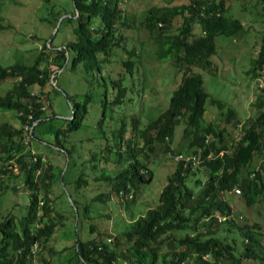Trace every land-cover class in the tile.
<instances>
[{
  "label": "trees",
  "instance_id": "obj_1",
  "mask_svg": "<svg viewBox=\"0 0 264 264\" xmlns=\"http://www.w3.org/2000/svg\"><path fill=\"white\" fill-rule=\"evenodd\" d=\"M74 6L78 20L74 37L67 46L55 50L52 63L57 62L62 67L72 48L73 65L84 62L86 67L95 65L102 71L105 57L100 54L107 55L115 46L125 48L118 24L128 26L129 21L110 0H74ZM227 10L224 0H188L148 8L141 23L154 38L156 56L169 58L181 71V79L172 89L167 107L156 117L142 127L134 118L133 131L128 137L122 125L119 149L126 152L129 161L115 175L101 178L113 182L117 194L128 193L140 182H149L152 171L145 162L149 152H155L159 143L165 151H171V139L181 120L185 122L183 130L190 138L193 156L178 158L160 191L158 203L115 235V245L96 235L85 240L75 238L74 252L68 258V261L74 258L70 264H223L224 261L241 264L243 258L249 257L264 264V246L257 236L264 232L259 224H237L231 216V205L222 198L224 192L235 191V188L247 203L264 194V162L259 166L252 165L254 155L264 160V87L254 102L257 114L240 121L237 110L210 96L203 86L202 75L194 71L195 66L211 63L217 34L232 35L242 28L241 20L227 14ZM95 17L98 22L92 20ZM176 17H181L182 22L176 31H170ZM195 23H198L199 31H195ZM5 27L0 16V30ZM261 38L257 54L246 70L254 76H259L264 69V32ZM126 50L129 57L122 61L119 76L112 79V86L116 89L113 101L116 103L124 101L128 89L123 83V74L133 73L131 56L135 51L133 48ZM44 59L48 58L42 49L32 64L0 63V81L14 79L12 86L0 95V110H15L20 120L18 125L0 122V189L9 186L3 175L11 171L13 161L25 172V184L32 189L28 211L20 218L18 229L13 215L0 221V264H32L33 245L43 247L56 228L64 223V216L53 205L54 198L50 194L53 166L48 164L41 169L42 152H33L26 139L29 134V139L41 140L35 131L36 126L52 117L46 114L44 106L49 91L44 87L52 72L50 68L41 67ZM209 96L227 123L235 127L239 125V136H232L227 141L224 128L213 122L201 124ZM26 124L30 130L25 129ZM79 124L74 114L72 122L54 129V140L49 144L64 148L62 140ZM66 153L69 150L66 149ZM195 159L208 170L206 177L198 176L193 169ZM80 178L77 184L85 183ZM219 215L226 220L223 228L219 227ZM94 227L91 223L90 230L94 231ZM239 236H242L240 242Z\"/></svg>",
  "mask_w": 264,
  "mask_h": 264
},
{
  "label": "rangeland",
  "instance_id": "obj_2",
  "mask_svg": "<svg viewBox=\"0 0 264 264\" xmlns=\"http://www.w3.org/2000/svg\"><path fill=\"white\" fill-rule=\"evenodd\" d=\"M110 1L121 9L129 25L118 24L125 48L115 46L107 55L100 54L105 61L102 71H99L97 66L86 67L84 62L73 65L72 48L62 67L57 62L52 63L55 50L67 46L74 37V28L78 24L74 0H0V16L6 25L0 30V63L8 65L18 61L32 64L44 49L48 59L43 60L41 67L52 70L44 87L49 90L44 101L45 111L52 117L36 126L35 131L41 140L29 139V134H26V139L33 152H42L41 169L48 164L53 166L50 194L54 198L53 205L64 216V223L56 228L43 247H37L33 255L36 264H44L45 261L48 264L72 263L74 258L69 261L68 258L74 252L72 245L77 237L85 240L96 235L115 245V235L158 203L167 176L175 168L177 155L182 153L185 158L193 156L189 147L190 138L183 130L185 122L181 120L171 139V151H165L159 143L155 152H149V158L145 160L147 168L152 171L149 182H140L128 193L117 194L113 182L101 178L115 175L129 161L126 152L119 149L122 125L128 137L133 131L134 118L142 127L156 117L167 107L172 89L181 79V71L169 58L159 59L156 56L154 38L141 20L150 6L188 0ZM224 1L228 6L226 13L238 17L242 28L232 35L217 34L216 51L210 56L211 63L195 66L194 71L202 75L203 86L210 96L233 106L239 120L244 121L257 114L254 102L264 87V69L259 76L246 71L262 40L264 0ZM92 20L98 22L96 17ZM181 22L182 18L176 17L170 31H176ZM195 31H199L198 23H195ZM131 48L135 51L131 56L134 60L133 73L123 74V83L128 89L124 101L116 103L113 101L116 89L112 86V79L119 76L122 61L129 57L126 49ZM13 81V78L0 81V95L12 86ZM210 96L205 102L206 111L201 124L213 122L217 127L224 128L227 141L232 136H239V125L235 127L227 123L220 108L210 101ZM74 114L80 124L64 137L61 142L64 148L50 145L49 141L54 140V129L72 122ZM2 121L12 125L20 123L15 110H0ZM252 161L253 166L264 162L258 155H254ZM10 169L3 175L5 184L9 186L0 189V221L7 215H13L18 229L20 218L28 211L32 189L26 186L25 172L20 170L16 161ZM193 169L202 178L208 175V170L196 159ZM79 178L85 183L77 184ZM43 193L42 188L41 200ZM222 198L231 205V216L237 224L257 222L264 232V194L251 203H247L242 193L237 191H226ZM219 220V227L223 228L226 220L221 215ZM91 223L95 225L94 231L90 230ZM257 236L264 246V233ZM238 239L240 242L242 236ZM223 264L233 263L224 261ZM241 264L260 262L249 257L243 258Z\"/></svg>",
  "mask_w": 264,
  "mask_h": 264
},
{
  "label": "built area",
  "instance_id": "obj_3",
  "mask_svg": "<svg viewBox=\"0 0 264 264\" xmlns=\"http://www.w3.org/2000/svg\"><path fill=\"white\" fill-rule=\"evenodd\" d=\"M28 117H31V114H29ZM25 129H26V130H30V127H29L28 124L25 125ZM183 157H185V156H183L182 153H179V154L177 155V158H183ZM186 159H188V157H187ZM235 191L239 192V189H238V188H235ZM36 249H37V245L35 244V245H33V247H32V252L35 253ZM32 264H36V263H35V262H32Z\"/></svg>",
  "mask_w": 264,
  "mask_h": 264
}]
</instances>
